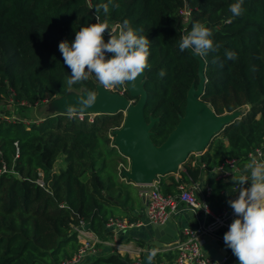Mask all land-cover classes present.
I'll use <instances>...</instances> for the list:
<instances>
[{"label":"trees","instance_id":"16d2710c","mask_svg":"<svg viewBox=\"0 0 264 264\" xmlns=\"http://www.w3.org/2000/svg\"><path fill=\"white\" fill-rule=\"evenodd\" d=\"M235 2L0 0V99L12 98L16 106L30 109L73 91L97 93L102 85L94 75L70 88L66 85L71 70L59 44L74 42L76 31L97 22L116 27L117 34L128 20L133 29L142 28L138 34L150 41L144 113L147 123L157 120L150 139L160 147L184 116L189 90L199 84V60L190 50L181 51L179 44L200 22L212 31L214 45H220L217 51L200 55L206 77L200 100L217 116L244 114L212 136L196 166L189 159L183 166L198 180L202 164L210 170L228 158L247 162L248 154L264 142V0H243L241 16L229 11ZM102 3L110 5L107 16L102 9L97 13ZM186 5L192 9L187 23L178 15ZM109 32L104 34L105 43L111 38ZM228 51L235 59L226 58ZM113 55L107 53L106 58ZM161 70L166 72L163 78ZM111 91L138 101L130 97L126 84ZM88 117L80 120L77 115L57 113L28 124L0 118V264H59L79 248L73 231L77 216L105 239L110 234L105 223L116 204L126 211L133 203L135 189L117 181V168L110 160L114 150L109 134L122 126L123 113L99 114L93 122ZM60 159L65 166L55 172ZM180 174L188 183V175ZM164 178L160 177L161 189L178 194L179 182L172 175ZM39 179L44 188L37 184ZM91 264L131 261L113 253Z\"/></svg>","mask_w":264,"mask_h":264},{"label":"clouds","instance_id":"9594fccd","mask_svg":"<svg viewBox=\"0 0 264 264\" xmlns=\"http://www.w3.org/2000/svg\"><path fill=\"white\" fill-rule=\"evenodd\" d=\"M112 7H119L113 4ZM103 10L107 16L110 11L108 3H102L97 7V13ZM229 11L234 16L243 15V0L229 6ZM110 30V39L104 41V34ZM143 29H133L128 20L117 34L115 29L107 23L97 22L88 27L76 31L75 40L59 44L64 63L71 70V76L66 80V85L71 86L87 81L95 76L100 85L105 89L124 86L128 82H135L146 69L150 70V41L147 36L139 35ZM212 31L200 22H196L187 35L180 39L181 51L191 50L195 55H207L215 52L220 47L214 45L211 38ZM114 54L106 58V54ZM226 58L235 59V54L228 51ZM160 77L166 76L161 70ZM97 95L94 91L87 92V96H81L77 104L67 106L69 116L84 113L97 103ZM245 175L238 178L234 176V182L241 186L237 199L229 200L236 218L229 230L224 234V242L237 257L239 264H264V160H252L244 166ZM250 184L249 187L245 185ZM207 206L205 205V208ZM158 248H152L148 254V264L158 254Z\"/></svg>","mask_w":264,"mask_h":264},{"label":"water","instance_id":"95a60500","mask_svg":"<svg viewBox=\"0 0 264 264\" xmlns=\"http://www.w3.org/2000/svg\"><path fill=\"white\" fill-rule=\"evenodd\" d=\"M192 54L200 64L199 84L197 87L193 85L189 90L184 116L160 147L154 146L150 139L151 130L157 120L151 119L150 123H147L145 119L147 102V93L144 89L145 72L138 77L135 86L132 82L126 83L130 97L137 98V103L132 104L127 97L108 92L103 86H99L96 93L97 103L84 112L86 114L94 112L98 115L122 112L125 115L123 125L114 131L115 144L131 161L130 169L124 175L137 185L152 184L159 177L178 173L192 154L206 151L215 133L242 115V111H237L217 116L207 104L200 100L206 83L205 63L200 55ZM81 96L86 97L87 92L75 95L73 98L71 96L63 98L60 101L58 113H65L67 106L77 104ZM145 201L147 202V197ZM181 227V224L176 225L171 219L163 225H152L151 233L155 247L162 249L173 244ZM203 242V252L216 261H222L229 253L216 238L205 236Z\"/></svg>","mask_w":264,"mask_h":264},{"label":"built area","instance_id":"2783aa9c","mask_svg":"<svg viewBox=\"0 0 264 264\" xmlns=\"http://www.w3.org/2000/svg\"><path fill=\"white\" fill-rule=\"evenodd\" d=\"M178 15L179 20L187 23L191 19L192 9L186 5L179 10ZM22 105H25V103H22ZM243 114L244 113L242 112V115L239 118H241ZM76 115L80 120H84L87 115L90 116L92 114L78 113ZM89 121L93 122V119H89ZM110 138L112 147L115 148L123 158V161L117 166L118 177L122 181L135 184L124 175V173L130 169V159L125 157L116 146L114 132L110 135ZM203 154L204 153L192 154L189 157L191 165L196 166L198 159H200ZM247 159L249 162L254 159L264 160V142L257 149L250 152ZM239 161L240 160L235 158H228L215 166L211 170L215 180L221 182L233 178L240 172ZM200 168L204 171L206 165L202 164ZM178 172H184L187 174L186 170L181 168ZM159 178L152 184H148V189H142L140 192L141 197H147L145 222H131L126 218L116 216H112L107 220L105 228L110 233L111 241L101 240L90 229L89 223L84 218L77 216L78 223L73 226V231L77 234L79 248L70 258L62 260L59 264H83L89 257L98 254V246L101 244L112 246L115 253L121 252L123 250L120 243L121 233H125L133 228H141L146 225H163L170 220L172 216L179 212L180 204H183L187 210L196 214L198 218L200 217V212L205 217L211 215L213 221L209 225L200 224L198 226L184 228L182 230V238L176 239L173 244L168 245L166 250H164L165 253L171 255V258H168V260L155 261L152 264H224L228 260V256H224L222 261H216L206 256L202 250L203 238L205 236H211L212 238L220 240L221 243L225 245L224 234L229 230L231 223L238 218L234 211L225 210L219 214H213L207 203L201 201L199 198V194L202 191L201 185L199 182L194 181L189 175L188 183L182 181V176L177 180L179 182L177 187L179 191L178 194L165 193L160 187ZM37 184L44 188V182L42 179H39ZM236 189H238V187H236ZM204 190L208 195L211 193L210 186H206ZM205 205L207 206L206 208ZM219 231L221 233H219ZM132 264L142 263L140 261H134Z\"/></svg>","mask_w":264,"mask_h":264},{"label":"crops","instance_id":"0c3cea01","mask_svg":"<svg viewBox=\"0 0 264 264\" xmlns=\"http://www.w3.org/2000/svg\"><path fill=\"white\" fill-rule=\"evenodd\" d=\"M84 92L82 91H73L71 92L69 95L64 96V97H55L52 100H55L57 102V100L61 101L63 98L66 97H70L73 95H82ZM58 108H56V113H51V114H57L58 111L60 110V106L57 105ZM67 112V111H66ZM65 112V113H66ZM49 114V115H51ZM92 114H95L94 112H92ZM45 117L41 118L38 122L42 121ZM36 122V123H38ZM27 124V123H26ZM62 165L58 168L54 167V171L55 172H59V170L61 168H63L65 166L64 162H61ZM120 163V162H119ZM118 163V164H119ZM249 163V161L247 160V162H241L239 161V167H240V172L237 173L235 175V177H239L241 175H245V171H244V166ZM214 168V167H213ZM212 168V169H213ZM212 169L207 170L205 169L203 171V173L200 175L198 180H194L196 182H199V184L202 187V191L199 194V198L201 199V201H204L207 203V205L209 206L210 210L212 211L213 214H219L222 211H233V209L230 207L228 201L229 200H234L238 198L239 195V191L241 189V186L237 183L234 182V177L226 180V181H216L214 178V175L212 173ZM185 170V168L183 169ZM181 172L175 173V174H170L172 175L176 180H178L181 177ZM170 175H166L165 176V180H167ZM117 181L119 183H123L126 185H132L133 188L135 189V191L133 192V203H128L127 205V213L125 214L126 211L123 207H119L118 204H116L117 206L114 208V212L119 211L120 214H114L113 216L116 217H122V218H126L131 222H136V221H141V222H145L146 221V217H145V213H146V201L144 197L140 196V192L142 191V186L141 185H137V184H132V183H127L125 181H122L118 175H117ZM160 181V178H159ZM206 186H210L211 187V193L208 195L206 194L204 188ZM250 184L245 185V187H249ZM236 187H238V189H236ZM134 207L133 210H130L131 207ZM137 216L136 220H131L130 217H135ZM199 218L196 214L190 212L189 210L186 209V207L183 204L179 205V212L171 217V220L177 225V224H181L182 227L178 230V234L176 236V239H181L182 238V230L186 227H190V226H198L200 224H204V225H209L210 223H212L213 218L211 215L208 216H204L201 212L199 213ZM219 233H221L219 231ZM103 241H111V237L110 235H108L105 239H101ZM120 243L123 247V250L121 252H118L117 254L121 255L124 258H128L131 261V264L134 261H140L142 264H148V254L149 251L155 247L154 245V238L153 235L151 233V226L150 225H146L143 226L141 228H133L128 230L125 233H121L120 235ZM204 243V242H203ZM222 246L225 247V245L223 243H221ZM157 248V247H155ZM167 246H165L164 248L159 249L158 254L156 255V257L154 258V260L152 261H160V260H168L167 257L164 256V254H167L164 252V250H166ZM99 252L97 255L92 257H89L83 264H91V262L97 258V257H105L108 256L109 254H113L114 252V248L110 245H99L98 246ZM228 260L224 263V264H239V261L237 259V257H235V255L233 254L231 249H228ZM91 260V261H90Z\"/></svg>","mask_w":264,"mask_h":264},{"label":"rangeland","instance_id":"374dc122","mask_svg":"<svg viewBox=\"0 0 264 264\" xmlns=\"http://www.w3.org/2000/svg\"><path fill=\"white\" fill-rule=\"evenodd\" d=\"M113 29H115V27H113ZM106 91L112 92L111 89H107ZM74 96L75 95H73L71 97L73 98ZM131 103L135 104L136 102L131 101ZM57 105H60L59 100H57V102L55 100H49V101H44L43 103H39L30 109L29 108L28 109H21L20 107H18L14 104L12 98L0 99V118L5 119L7 121H17V120L24 121V123H27V124L30 122H38L41 118L46 117L47 115H49L51 113H56L55 110H56V108H58ZM97 115L98 114H92L88 117V119H94ZM124 117H125V115H124ZM116 130L117 129H115L114 131H116ZM109 138H110V134H109ZM110 148L112 150H114V153L110 156V160L114 161V166H115V170H116V168H117L116 165H118L119 162L123 161V158L120 156V154L117 152L116 149L112 148L111 144H110ZM188 161L186 163H188ZM61 162H62L61 159L58 160L57 163L55 164V167L56 168L60 167L62 165ZM181 169H184L183 165L181 166ZM140 189H147V188H140ZM115 213L120 214L119 211L114 212V214Z\"/></svg>","mask_w":264,"mask_h":264},{"label":"bare ground","instance_id":"6f19581e","mask_svg":"<svg viewBox=\"0 0 264 264\" xmlns=\"http://www.w3.org/2000/svg\"><path fill=\"white\" fill-rule=\"evenodd\" d=\"M204 108H205V107H204ZM142 186H143L144 188H147V189L149 188V187H148L149 185H142ZM143 187H142V188H143Z\"/></svg>","mask_w":264,"mask_h":264}]
</instances>
